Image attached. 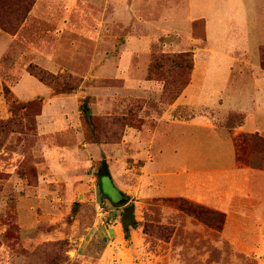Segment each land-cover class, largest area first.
I'll use <instances>...</instances> for the list:
<instances>
[{
	"label": "rangeland",
	"instance_id": "rangeland-1",
	"mask_svg": "<svg viewBox=\"0 0 264 264\" xmlns=\"http://www.w3.org/2000/svg\"><path fill=\"white\" fill-rule=\"evenodd\" d=\"M136 7L144 18L143 34L151 36L148 43H133ZM38 8L52 12L26 31L35 40L25 41L52 43L45 55L66 69H47L25 53L13 56L14 50L0 57V75L9 64L26 72L33 64L54 75L50 84L28 72L44 84L43 93L29 100L18 99L4 81L0 86V264H264V223L234 224L231 215L182 196L141 195L144 160L136 152L142 147L132 140L122 144L128 127L146 123L148 132L160 106L175 105L177 118L194 116V124L184 126L185 152L191 155L186 169L209 167L198 155L229 137L238 167L264 170V144L258 141L264 133L234 134L244 115L215 111L222 100L217 94L229 80L242 87H234L236 97L224 93L226 105H250L259 101L257 91L263 93L264 82L258 81L256 91L252 81L234 78L245 66L254 68V76L264 75V32L254 27V20L261 25L264 19V0H42ZM191 14L207 17V36L204 20L194 26L186 21ZM170 18L182 36L168 32ZM14 35L0 30V44L25 43ZM245 59L248 65L236 62ZM193 70L201 73L189 88L197 106L184 109L183 91ZM51 111L68 119L58 132L40 127ZM251 135L254 141L243 140ZM178 154L165 161L168 168L181 164ZM103 159L129 170L123 171L129 197L124 205H134L129 239L122 207L104 202L96 185ZM109 181L103 178V189L119 200L120 191ZM96 203L104 206L102 213Z\"/></svg>",
	"mask_w": 264,
	"mask_h": 264
},
{
	"label": "crops",
	"instance_id": "crops-1",
	"mask_svg": "<svg viewBox=\"0 0 264 264\" xmlns=\"http://www.w3.org/2000/svg\"><path fill=\"white\" fill-rule=\"evenodd\" d=\"M40 2H42V0H36L28 14L27 19L22 24L18 32L14 35L15 39H18L19 37L25 43H10L12 40H9L8 43L0 44V46L2 45L0 47V57L2 59V57H6L8 53L14 50L12 55L17 58H23V54L25 53L28 55L31 61L40 66L54 71H63L66 69L64 66H62L60 63H55L51 57L45 55L47 54V45H49L48 48H52V43H26L25 41L35 40L37 35L33 33L32 35L31 33L27 34L26 31H29L30 28L33 29L34 25L40 20L43 21V16L47 15L46 12H52L51 8L39 9L38 5ZM174 10L175 9H173L171 12L172 18L176 17ZM135 16L138 21L136 23V33L133 43H148L147 40L151 36H146L142 32L144 18L142 16L141 9L138 7L135 9ZM172 18L166 20L168 24V32L172 31L181 35L183 32L180 31V26H172L173 24L169 25V22H173L174 20ZM197 20H204L203 28L205 36H207L208 29L206 16L203 14H191L186 19L190 26L194 21ZM260 24L261 25H259V22L257 21L255 23L254 20V27L256 28L257 34L264 32V19L260 22ZM190 32L191 30L189 31V34ZM129 37L130 36L128 35L127 38ZM125 42H128L127 39ZM171 43L180 42L175 41ZM188 43H195V39L189 37ZM99 46L100 43H95L94 47L98 48ZM39 59L43 64H40ZM236 62L247 65L249 64L246 59ZM50 65L57 67L51 68ZM2 66H4V64L3 61L0 60V67ZM7 67L8 69L4 71L3 75H0V86L2 81H4L12 93L20 100H29L30 98L43 93L40 92L39 89H41L42 87L40 86L44 84L36 80V78L26 72L24 68L19 71L18 68L15 69L14 64L13 66L12 64H9ZM194 69L196 70V65L194 66ZM195 70L192 72L190 83L183 91L182 97L184 102L181 105L185 107L184 109H186V107L189 109V107L197 106V101L193 102V92L189 89L194 83V80H198L201 76V73H197ZM252 70H254V68H248L247 66L238 69V73L236 74L237 78L234 79H238L237 81L242 82L248 80L252 81V87L257 91V87L260 85L258 84V81L260 80L264 82V75L260 77L254 76L253 73H251ZM15 75H18L17 79ZM238 83H233V81L229 80L227 87L220 91V94H217V97L221 98L222 100L221 102H217V105H215V111L220 112L222 115L228 114L232 111L240 112L244 115L243 122L234 127V134L242 131L248 132L251 130H258L259 132L264 133V89L262 94L257 91V96L260 98L258 102H254L255 100H253L250 105H244L242 103L237 104V106H231L229 104L226 105L224 93L231 97L235 96V92L233 90L234 87H242V84ZM49 91L50 88L47 87V93H49ZM52 97L55 98L58 96L53 95ZM205 104L211 105L208 102L203 103V105ZM174 106H160L161 113L157 121H154L150 131L147 132V126L145 123L141 129H133L128 127L123 136L124 140L122 141V144H127L126 141L128 142V140H132L134 141L135 145L142 147L141 151L136 152V158L144 160L143 164L140 166V169L138 168L141 171V173L138 175V178H140V181L142 182L138 188L140 194H143L145 197L182 196L198 203L205 204L206 206L215 210L227 213L228 218H230L229 215H231V222L234 224H263L264 170L250 167H238L236 154L231 146L229 137L224 138V140L220 138V142L213 149L206 150L203 153V156L201 154L198 155L199 158L204 157L206 161H210L209 167L204 166L203 168L186 169L189 166L185 165L184 162L186 161L187 157H189L190 153L185 152V147L187 146L184 141L188 132L186 129H184V126L193 125L194 121H192V119L194 116L189 118H177L173 114ZM3 109L4 105L1 106L0 104V111ZM52 112L53 111H51L50 114L47 113V116L43 120V122L46 123V126L40 125V127H42L43 130H47L49 132H58L61 127L64 128L65 121L68 119L65 117L64 120H60L58 118L60 112L58 114H56L57 112L52 114ZM42 117L44 118V109L42 114L39 115V119ZM203 121L206 123L209 122V120L206 118L203 119ZM205 125L208 126V128L210 127L208 124ZM176 141L179 142L177 143ZM223 142H226L227 144L223 145ZM174 144L175 147L172 146ZM103 148L106 153L108 150H110V147L107 145H104ZM56 149H59V147H56ZM55 152L61 153L60 150H55ZM178 153L181 154V158L178 160L179 162L181 160V164H179L178 167L177 165L173 164L170 166V168H168V166L165 164V161L167 162L169 159L174 161V157H176V154ZM175 166L177 167V170L173 168ZM103 167L104 172H99L95 176V180L96 185L98 186L97 178L100 175L103 193L100 191L101 187L98 186V189L103 201L106 202L109 200L107 196L111 197V199H113V197L109 192L103 189V178L109 179V182L112 184L111 187L119 190L121 195L125 194V181L123 178L126 173L124 174L123 171L127 172L128 169L124 166V168L121 170L120 165L119 167L116 165H106L105 159H103ZM106 174H109L110 178H108ZM115 201L118 200L115 199ZM125 203L126 202L123 203V206H126L124 205Z\"/></svg>",
	"mask_w": 264,
	"mask_h": 264
},
{
	"label": "trees",
	"instance_id": "trees-1",
	"mask_svg": "<svg viewBox=\"0 0 264 264\" xmlns=\"http://www.w3.org/2000/svg\"><path fill=\"white\" fill-rule=\"evenodd\" d=\"M35 2L36 0H0V30L11 35L16 34L27 19L28 14ZM197 21H194L192 23V26H194ZM28 72L37 77L41 82H49L51 84L54 81V75L42 68H39L37 65L29 64ZM188 83L189 82H185L184 86L179 91H176L175 96H178V94ZM55 90L59 91V88H56ZM245 139H247L248 141H254L256 139V136L251 135L249 138L243 137V140ZM258 141H260L261 144H264V139L259 138ZM106 176L110 178L109 174H106ZM97 184L99 187H101L100 191L101 193H103L100 175L97 178ZM123 232L124 237L126 239H129L128 227H124Z\"/></svg>",
	"mask_w": 264,
	"mask_h": 264
},
{
	"label": "water",
	"instance_id": "water-1",
	"mask_svg": "<svg viewBox=\"0 0 264 264\" xmlns=\"http://www.w3.org/2000/svg\"><path fill=\"white\" fill-rule=\"evenodd\" d=\"M107 197L113 205L118 206V207H123V215H122V219H121V225L123 228L129 227L131 224H133L135 222V218H134V214H133L134 205L128 204L126 206H123V203L125 201H127L129 198L127 195L122 194L121 198L118 201H114L109 196H107Z\"/></svg>",
	"mask_w": 264,
	"mask_h": 264
},
{
	"label": "built area",
	"instance_id": "built-area-1",
	"mask_svg": "<svg viewBox=\"0 0 264 264\" xmlns=\"http://www.w3.org/2000/svg\"><path fill=\"white\" fill-rule=\"evenodd\" d=\"M95 209L97 213H102L104 211V206L101 203H96Z\"/></svg>",
	"mask_w": 264,
	"mask_h": 264
}]
</instances>
